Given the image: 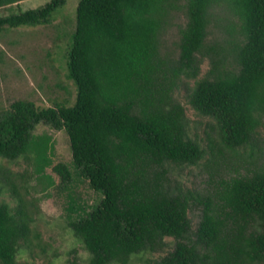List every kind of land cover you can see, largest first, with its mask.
Returning a JSON list of instances; mask_svg holds the SVG:
<instances>
[{
    "label": "trees",
    "instance_id": "16d2710c",
    "mask_svg": "<svg viewBox=\"0 0 264 264\" xmlns=\"http://www.w3.org/2000/svg\"><path fill=\"white\" fill-rule=\"evenodd\" d=\"M22 1L0 0V7ZM178 1L79 0L67 61L75 104L44 108L18 100L0 114V158L34 151L40 173L52 165L50 138L36 139L35 129L45 124L67 131L75 169L102 196L72 222L92 254L90 264H126L164 250L167 237L176 240L174 249L153 264H264V172L224 179L218 199L203 203L194 232L190 200L173 192L158 171L166 162L195 164L204 153L186 133L170 88L157 85L158 37ZM67 3L51 0L0 16V30L49 24ZM222 4L239 21L235 63L227 69L215 61L210 75L196 82L190 103L215 120L225 146L235 149L254 138L264 115V0H186L188 23L173 71L198 76L211 10ZM54 170L71 180L67 165ZM18 201L17 212L0 204V264H16L30 235L29 215Z\"/></svg>",
    "mask_w": 264,
    "mask_h": 264
},
{
    "label": "rangeland",
    "instance_id": "374dc122",
    "mask_svg": "<svg viewBox=\"0 0 264 264\" xmlns=\"http://www.w3.org/2000/svg\"><path fill=\"white\" fill-rule=\"evenodd\" d=\"M50 1L24 0L21 4L0 7V16L38 8ZM78 3L79 0H68L49 24L0 30V114L18 100L33 101L44 108L75 104L77 86L69 79L67 61L76 30ZM187 23L186 0H181L170 9L158 37L157 60L162 71L157 85L167 84L170 88L171 103L183 110L186 133L200 143L204 153L195 164L166 162L158 171L163 172L164 182L173 192L190 200L188 213L195 232L202 220L203 203L218 199L217 192L224 179L264 172V115L254 138L233 149L223 143L215 120L194 109L190 94L196 82L210 75L218 59L220 68H232L233 48L241 32L236 15L225 4L215 6L205 46L198 54V76L185 73L174 76ZM34 134L38 140L50 138L52 165L44 173L38 171L34 151L16 160L0 158V204H9L17 212L20 198L30 218V235L21 242L16 264H90L92 254L76 236L72 222L85 215L83 209L89 212L98 205L102 196L75 169L65 129L41 124ZM60 163L71 170L70 181L64 182L55 172L54 166ZM71 204L76 211L70 208ZM166 242L164 250L134 256L126 264H153L174 249V238L167 237Z\"/></svg>",
    "mask_w": 264,
    "mask_h": 264
},
{
    "label": "crops",
    "instance_id": "0c3cea01",
    "mask_svg": "<svg viewBox=\"0 0 264 264\" xmlns=\"http://www.w3.org/2000/svg\"><path fill=\"white\" fill-rule=\"evenodd\" d=\"M24 2V1H23ZM23 2H21V3H23ZM20 3V4H21ZM34 8H36V7H33V8H28V9H24L23 11H25V10H29V9H34Z\"/></svg>",
    "mask_w": 264,
    "mask_h": 264
}]
</instances>
